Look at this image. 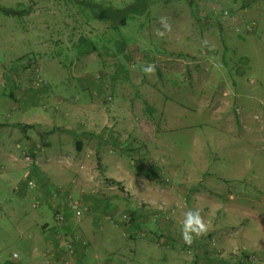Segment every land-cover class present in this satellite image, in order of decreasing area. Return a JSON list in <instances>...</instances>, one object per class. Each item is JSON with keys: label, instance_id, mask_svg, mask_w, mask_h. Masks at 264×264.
Masks as SVG:
<instances>
[{"label": "rangeland", "instance_id": "obj_1", "mask_svg": "<svg viewBox=\"0 0 264 264\" xmlns=\"http://www.w3.org/2000/svg\"><path fill=\"white\" fill-rule=\"evenodd\" d=\"M89 1L115 9L136 2ZM194 1L200 21L191 16L187 0H144L124 26L113 27L100 16L101 7H80L79 0H0V133L22 121L35 125L48 120L52 125L43 131L46 136L61 120L71 127L84 125L92 112L99 122L97 135L110 151L120 153L114 161L118 168L109 162L106 171L119 177L129 193L102 177L97 155L76 157L77 169L85 174H61L59 185L47 175L37 178L33 165V174L27 171L21 179L28 192L42 197L30 204L44 205L46 217L52 192L66 190L88 206L83 219L90 215L97 223L116 226L104 245L94 246V252L89 247L88 262L98 256L115 264L119 259L122 264H166L160 229L166 231L173 214L184 217L192 210L193 194L203 188L216 190L220 204L230 195L243 206L233 225L239 246L205 253L211 264H236L228 262L233 250L255 255L264 241V4ZM4 9L25 13L9 15ZM160 17H167L170 25L163 36L156 31H164ZM80 38L94 42L96 50L79 55ZM150 66L154 71L146 72ZM73 107L87 111L72 118ZM57 135L62 136L59 130ZM76 136L71 133L66 145L73 147ZM44 147L42 143L40 149ZM1 165L0 200L12 199L19 192L18 182ZM134 174L145 185L178 188L183 207L133 199L129 185H135ZM209 207L214 213L220 209ZM14 216L7 209L0 218V260L6 262L13 253L23 256ZM38 224L26 222L29 235L40 233ZM49 230L51 237L40 235L46 245L43 253L54 242V225ZM33 235L29 241L37 245ZM186 247L185 257L181 255L186 260L199 251Z\"/></svg>", "mask_w": 264, "mask_h": 264}, {"label": "crops", "instance_id": "obj_2", "mask_svg": "<svg viewBox=\"0 0 264 264\" xmlns=\"http://www.w3.org/2000/svg\"><path fill=\"white\" fill-rule=\"evenodd\" d=\"M259 1H262V4H264V0ZM248 9L252 8L249 6L247 9H243V13ZM258 9L256 10L258 11ZM258 22L259 24L261 23L260 21ZM69 82L70 81H66L65 79V83L70 89L71 87L69 86ZM51 89L54 92V87ZM26 91H29L32 94L37 92V90H35V92L33 89H26ZM73 99L78 101L77 95L73 97ZM55 100L60 103H68L66 100L60 101L59 98ZM79 111L86 112L87 109L81 107L80 110H78V108L73 107L70 116L74 118L73 113H78ZM96 116L97 114H92L91 112L87 117L89 118L88 122H85L84 125L76 127H71L67 124L70 122V120H66L67 125L61 124V121H65L61 120L58 124H55L58 128H55L54 130L55 126H53V133L46 136L43 135V131H47L46 126L52 125V122L47 123L48 120H40L35 122V125L22 121L17 125H9L7 129L0 133V165L1 163L5 164V166H1L6 168L9 173L15 175L14 180L18 182L19 186V192L14 194L12 199L4 198L0 200V202H6L0 204V218L5 217L7 209L10 214L13 213L15 215L14 218L16 223V233L24 245L22 257L21 255H18L17 259L14 261H12V259L10 262L0 260V264H46L44 257L45 252L43 253V248L46 245H44L41 236L47 237L49 235V237H51L48 231H50L49 227L54 225L52 211L49 210V217H46L44 211L47 209L44 205L38 206L37 209L31 206V200L34 201L37 199L42 201V197L40 195H33L31 192H28L24 187L25 183L21 182L22 177L26 176L27 171L29 174H33V169L37 178L41 177L42 175H47L51 182L59 185L58 183L62 180L61 174H68L74 171L77 172L79 177L80 175L83 176L85 174L84 170L77 169V159H75L76 157L84 160L86 158L90 159L97 155L100 158L99 173L102 175V177L105 179H111L117 184H121L120 186L128 192L123 181L119 179V177L116 178L107 174L106 163L112 162V164H114L115 160L120 159V153L117 150L114 151L113 149L110 151V149L106 147L105 142H103L99 135H97L99 132V122L94 121ZM58 130L62 136L57 135ZM87 130L91 132L88 134L85 132ZM71 133L77 135L73 141V147L66 145L67 142H69L68 136ZM8 139H10L9 143H7ZM42 143L45 144V147L40 149ZM25 156H29L30 158H26ZM46 163L48 165H46ZM116 167L118 168L117 164ZM77 174H73L74 179H78ZM57 177H61V179ZM133 179L135 181V185H129L132 186L130 195L135 197L133 199L139 201H143L144 199L147 201H166L164 203L171 206L170 208H180V206H182V199L180 197L181 195L179 194L178 188L167 189L163 186L159 187L156 185H145L142 178L137 177L135 174ZM0 183L2 182L0 181ZM104 186H106L108 189H111V187L108 185L104 184ZM145 192H147V194H144ZM152 192H155V195ZM216 193H218L216 190H209L208 188H203L199 192L194 193L190 208L192 210H200L201 215L208 227L207 235L201 237L200 239L207 238L211 240L214 249H233V247L237 246L238 244V238L240 239L238 236L239 233H237L238 230H235L237 227L235 228L233 225L235 224V220L239 217V215L243 213V210L241 209L243 206L240 204V202L233 200L230 195L227 198H221L222 203L220 204L219 202H216ZM212 205L215 207L219 206L220 209L216 210L214 213V211H212V209L209 207ZM208 208H210L209 211ZM179 213L184 214L183 211H179ZM173 215L174 222L170 219L169 225L165 227L166 231L163 230L164 228L160 229V231L164 234L162 236L163 238H160L158 241L159 243L163 242L164 247L161 249V256L163 260H166V264H181L184 261H187L189 264H207V262L211 264L212 262H210V260L204 256V254L200 253V251H195L193 253V257L190 256V254L188 260L181 256L185 254V251L182 250L183 247L186 246L184 245L179 232V228L181 227L184 217H180L175 214ZM30 221L39 223L38 225L41 229L40 233L35 232L34 235L32 234L37 239L35 240L37 245H31L32 243L29 241V238L32 237V235H29L30 233L26 228V222ZM97 222V220L91 219V216L89 215L82 220L80 225L83 235L93 252L95 251L94 246L104 245L103 241L106 242L108 240L107 236L109 232L113 228H116V226L104 221H101L100 223ZM103 222L104 224H102ZM174 223H176V227H174ZM159 225L163 226L164 224ZM165 232H168L169 234L166 233L167 235H165ZM52 243L50 244L49 249L52 246ZM256 251H260V253L258 254ZM253 252H255V255L252 253L254 258L253 264H264V241L261 243L260 247ZM78 257L80 260V253ZM117 258L118 257H116L115 260L118 261L119 258ZM88 260H91V258L86 257L84 261L81 260V264L91 263V261L88 262ZM119 263L122 264L120 259L118 261V264Z\"/></svg>", "mask_w": 264, "mask_h": 264}, {"label": "built area", "instance_id": "obj_3", "mask_svg": "<svg viewBox=\"0 0 264 264\" xmlns=\"http://www.w3.org/2000/svg\"><path fill=\"white\" fill-rule=\"evenodd\" d=\"M28 186L30 188L35 187L32 181L28 182ZM48 204L54 221V242L44 254L46 264H81L87 257L89 250L88 243L80 227L84 216L88 212V206L80 199L72 198L66 190H54ZM33 208L36 209L37 204L34 203ZM193 246L194 248H203L214 255L221 253L220 250L213 248L212 241L207 238L196 241ZM231 254L228 259V262L231 263H251L253 261V256L241 249H235ZM12 258L17 259L18 255L13 253ZM89 264L115 263L106 258L94 256Z\"/></svg>", "mask_w": 264, "mask_h": 264}, {"label": "trees", "instance_id": "obj_4", "mask_svg": "<svg viewBox=\"0 0 264 264\" xmlns=\"http://www.w3.org/2000/svg\"><path fill=\"white\" fill-rule=\"evenodd\" d=\"M141 1H144V0H136V2L134 4H132L131 6L125 7L123 9H115V8H111V7L102 8L101 6L90 4L89 0H79V2L77 4L80 7H85V6L91 7V5L93 8H96V9L101 7L100 8V11H101L100 16L102 15L103 18L105 19V21L109 22L110 25H112L113 27H118V26H124L126 24L129 14L138 13V11L140 9H138L137 6H138L139 2H141ZM187 1H188V6L190 8L191 16L196 21H200L201 18L198 14L197 5H196L195 1L194 0H187ZM4 13L9 14V15H13V14L18 15V14H23L25 12L18 13V12L12 11V10L4 9ZM76 47L78 48L79 55H84V54L89 53L90 51L96 50V44L94 42L89 41L87 38H80ZM195 242L192 245H195ZM88 246H89V244H88ZM186 248H188V246ZM200 249L201 248H198V247L194 248V250H199L203 254L207 253V251L205 249H203V248L201 250ZM106 259L111 260L108 257Z\"/></svg>", "mask_w": 264, "mask_h": 264}, {"label": "clouds", "instance_id": "obj_5", "mask_svg": "<svg viewBox=\"0 0 264 264\" xmlns=\"http://www.w3.org/2000/svg\"><path fill=\"white\" fill-rule=\"evenodd\" d=\"M159 23L164 31L160 29L156 31L159 35L163 36L170 27L168 18L160 17ZM145 71L151 72L154 71V68L150 66L146 68ZM179 232L184 245L189 247L192 246L197 239L207 235L208 227L199 209L189 210L185 213Z\"/></svg>", "mask_w": 264, "mask_h": 264}]
</instances>
